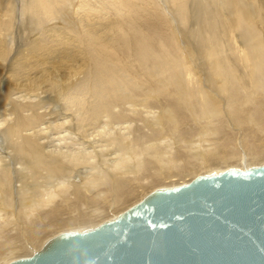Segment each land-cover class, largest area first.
Instances as JSON below:
<instances>
[{
  "label": "bare ground",
  "instance_id": "1",
  "mask_svg": "<svg viewBox=\"0 0 264 264\" xmlns=\"http://www.w3.org/2000/svg\"><path fill=\"white\" fill-rule=\"evenodd\" d=\"M263 164L264 0H0V264Z\"/></svg>",
  "mask_w": 264,
  "mask_h": 264
},
{
  "label": "water",
  "instance_id": "2",
  "mask_svg": "<svg viewBox=\"0 0 264 264\" xmlns=\"http://www.w3.org/2000/svg\"><path fill=\"white\" fill-rule=\"evenodd\" d=\"M7 264H264V164L155 189Z\"/></svg>",
  "mask_w": 264,
  "mask_h": 264
},
{
  "label": "rangeland",
  "instance_id": "3",
  "mask_svg": "<svg viewBox=\"0 0 264 264\" xmlns=\"http://www.w3.org/2000/svg\"><path fill=\"white\" fill-rule=\"evenodd\" d=\"M162 3H163V0H162ZM166 7L168 8L167 4H166ZM170 27H171V31H172V33H173V36H174V37H177V36L175 35V34H177L176 29L174 28L175 26L173 27V26L171 25ZM174 32H175V33H174ZM177 35L179 36V34H177ZM176 39H177V38H176ZM194 57H195V56H194ZM202 63H203V60H201V64H202ZM230 168H236V167L230 166V167H228V168H226V169H230ZM226 169H225V170H226ZM192 179H193V178H192ZM171 180H172V179H171ZM171 180H170V181H171ZM173 180H175V179H173ZM185 180H186V179H185ZM187 180H188V179H187ZM168 182H169L168 180L165 181L166 184H168ZM156 189H162V187L159 186V187H157ZM152 191H153V190H152ZM148 193H150V189L146 192V195H147ZM144 196H145V195H144ZM17 258H21V257H16V258H14V259H17ZM14 259H13V260H14Z\"/></svg>",
  "mask_w": 264,
  "mask_h": 264
}]
</instances>
